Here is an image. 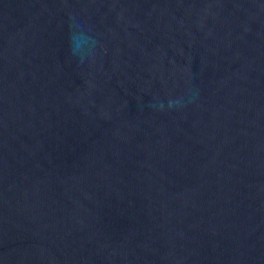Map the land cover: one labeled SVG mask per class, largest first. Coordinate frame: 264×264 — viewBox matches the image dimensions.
<instances>
[{"label": "water", "instance_id": "1", "mask_svg": "<svg viewBox=\"0 0 264 264\" xmlns=\"http://www.w3.org/2000/svg\"><path fill=\"white\" fill-rule=\"evenodd\" d=\"M0 264H264V0H0Z\"/></svg>", "mask_w": 264, "mask_h": 264}]
</instances>
